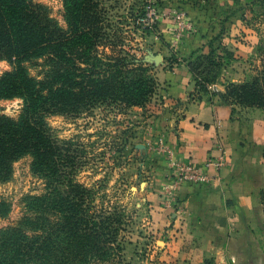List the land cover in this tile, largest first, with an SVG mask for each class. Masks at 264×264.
<instances>
[{
    "label": "trees",
    "instance_id": "trees-1",
    "mask_svg": "<svg viewBox=\"0 0 264 264\" xmlns=\"http://www.w3.org/2000/svg\"><path fill=\"white\" fill-rule=\"evenodd\" d=\"M109 3L63 0L62 25L38 0H0V59L10 64L0 76V100H21L15 116L0 115V180L10 181L15 163L29 156L32 174L43 183L40 193L23 196L17 223L0 228V264H112L131 238L125 210L98 197V183L79 178L106 155L98 150L102 139L113 138L114 113L147 106L160 86L137 54L141 49L113 22ZM210 49L201 63L188 62L197 93L219 96L233 113L236 106L264 109V37L257 76L229 83L224 92L209 90L217 80L211 72L216 50ZM97 109L104 122L86 136L60 138L48 121L93 117ZM111 141L106 148L122 151ZM261 198L264 203V190ZM0 207L7 216L11 204L2 200Z\"/></svg>",
    "mask_w": 264,
    "mask_h": 264
},
{
    "label": "rangeland",
    "instance_id": "rangeland-1",
    "mask_svg": "<svg viewBox=\"0 0 264 264\" xmlns=\"http://www.w3.org/2000/svg\"><path fill=\"white\" fill-rule=\"evenodd\" d=\"M38 1L47 5L53 17L65 25L62 16L63 0ZM108 5L112 7L110 17L113 22L121 26L124 33L133 39L129 41L131 46L141 49L137 54L143 57L146 64L153 67L156 78L158 67H163V58H172L175 48L179 46L172 43L174 25L168 19L169 12L174 8H181L187 14L195 12L201 15L200 21L205 19V23L210 24L208 31L203 35L206 37L204 43L175 59L188 67L189 61L201 63L210 48H214L216 52L213 57L217 65L212 67L211 72L216 73L217 80L213 88H209L210 91L222 92L217 90L216 85L223 86L225 90L229 83L252 81L261 68L264 0H110ZM108 5L106 7L109 10ZM234 13L240 15L241 24L245 28L232 36L228 34L229 25L226 23ZM163 24L167 35L163 33ZM195 26V30L200 26L204 30L207 28L202 22H195ZM227 37L236 39L237 43L247 46V49L241 46L238 51L235 50L234 44L229 45ZM163 50L167 55H163ZM228 51L233 53V57L227 54ZM9 68V62L0 59V76ZM33 73L37 71L33 69ZM159 88L160 86L147 106L134 107L127 115L114 113V121L108 127L113 133V138L102 139L98 150H107L106 155L97 157L96 165L79 175L80 180L89 185L98 183V197L106 195L112 204L125 210L128 234L131 238L125 242L120 253L115 252L113 263L264 264V203L261 198L264 179L260 183L262 188L255 193L257 202L250 204L248 209H244L235 197L225 200V218L229 219V223L220 234V240L211 242L218 243V256L194 255L193 251L200 245L199 235L193 233L190 224H196L197 212L180 197L179 192L185 183L172 197L165 190L166 183L176 173L170 165L172 158L187 161L180 156L176 144L169 142L167 134L163 132V113L169 112L173 115L174 123L181 113L175 112L173 106L166 105ZM20 107L19 99L0 100V115L15 116ZM259 109L264 117V109ZM103 115L101 110L97 109L93 117L84 114L73 119L53 115L48 121L57 136L69 139L76 134L86 136L94 132L102 126ZM124 130L125 134L122 135ZM107 140H112V145L115 141L116 148L121 144V149L118 150L122 151L106 148L104 142ZM163 161L167 168L164 182ZM30 163L29 156L22 158L15 163L13 178L4 183L0 180V205L2 200L11 204L7 216L1 217L0 213V228L13 225L20 219L21 200L24 195L42 191L43 183L32 174ZM228 166L227 160L225 165L213 167L220 170ZM255 172V169L251 170V173ZM211 175V182L218 180L217 172ZM193 230L200 231V228ZM213 247L216 248L214 245Z\"/></svg>",
    "mask_w": 264,
    "mask_h": 264
},
{
    "label": "crops",
    "instance_id": "crops-1",
    "mask_svg": "<svg viewBox=\"0 0 264 264\" xmlns=\"http://www.w3.org/2000/svg\"><path fill=\"white\" fill-rule=\"evenodd\" d=\"M188 15L194 22L207 25V28L204 30L200 26L197 30L186 33L175 48L174 56L170 59L163 58V67L157 69L159 92L163 94L166 105L173 106L175 112L181 113L175 123L173 115L163 113V132L167 134L169 142L176 144L180 156L195 166L205 167L209 159H217L222 155L229 161V166L220 170L213 166L205 168L210 174L217 172L218 180L200 188L185 183L179 192L186 204L197 212L196 224H190L193 229L200 228V231L192 229L193 233L199 235L200 244L193 251L194 255L218 256V243L211 242L220 240V234L229 223V219L225 218V200L235 197L244 209H248L250 204L257 202L255 193L263 186L260 183L264 179V117L259 108L236 106V112L233 113L232 106L219 96H213L210 92L197 93L188 67L175 59L204 43L206 37L203 35L210 24L205 23V19L200 21L201 15L195 12ZM228 20L226 25H229V35L233 36L245 28L238 13L231 15ZM164 29L163 24V33L167 35ZM227 39L230 46L234 44L235 50L238 51L241 46L247 49V46L237 43L236 39ZM163 53L164 56L167 55L165 50ZM216 87L217 90L225 91L223 86ZM194 94L197 95L196 98H193ZM220 146L223 147L220 149ZM162 169L164 182L167 174L164 161ZM253 169L255 174L251 173Z\"/></svg>",
    "mask_w": 264,
    "mask_h": 264
},
{
    "label": "built area",
    "instance_id": "built-area-1",
    "mask_svg": "<svg viewBox=\"0 0 264 264\" xmlns=\"http://www.w3.org/2000/svg\"><path fill=\"white\" fill-rule=\"evenodd\" d=\"M168 19H170L172 25H174L172 28L171 40L175 46L182 41L186 33L192 32L196 29L195 22L188 16L187 12L181 8H174L171 10ZM209 88L212 89L213 85H210ZM222 147L223 146H220V149ZM226 162V156L222 155L217 159H209L206 162L205 167H198L191 162H184L172 158L170 165L176 173L175 176L166 183L165 190L172 197L186 182L197 187L205 186L213 180V176L208 173L205 168L225 165Z\"/></svg>",
    "mask_w": 264,
    "mask_h": 264
}]
</instances>
